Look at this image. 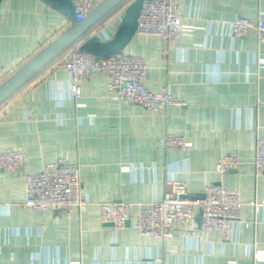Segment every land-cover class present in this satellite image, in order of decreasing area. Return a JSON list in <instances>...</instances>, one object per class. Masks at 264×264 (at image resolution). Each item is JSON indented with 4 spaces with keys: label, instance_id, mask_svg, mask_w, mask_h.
<instances>
[{
    "label": "crops",
    "instance_id": "1",
    "mask_svg": "<svg viewBox=\"0 0 264 264\" xmlns=\"http://www.w3.org/2000/svg\"><path fill=\"white\" fill-rule=\"evenodd\" d=\"M131 1L87 37L113 38ZM0 9V84L74 23L44 0H1ZM178 10L182 35L167 55L160 36L137 32L123 52L146 59L150 89L183 104L147 109L114 99L102 72L85 77L77 94L53 66L63 51L0 103V150L26 157L21 172L0 169V264H264V174L254 167V143L264 136V40L230 26L238 17L264 20V0H178ZM168 132L191 148L168 150ZM231 152L241 164L221 177L216 164ZM57 159L81 166L87 204L28 207L25 174ZM175 180L191 195L220 180L240 192V219L228 235L202 228L198 211L166 239L139 233L137 208L123 228L102 221L101 202L160 199Z\"/></svg>",
    "mask_w": 264,
    "mask_h": 264
},
{
    "label": "built area",
    "instance_id": "2",
    "mask_svg": "<svg viewBox=\"0 0 264 264\" xmlns=\"http://www.w3.org/2000/svg\"><path fill=\"white\" fill-rule=\"evenodd\" d=\"M76 20H82L100 0H72ZM129 5V3H128ZM127 5V6H128ZM2 12L0 9V25ZM234 35H245L250 30L258 32L264 40V20L254 21L238 17L230 22ZM182 18L178 0H146L143 3L137 24V33L157 35L163 40V54L167 55L182 35ZM64 70L74 90L80 94V82L90 74L102 72L109 76V89L114 99L143 105L147 109H161L168 105H180L183 101L174 97L167 89H150L146 84L147 61L137 54L121 52L102 58L86 51L81 43L66 48L55 60ZM168 150H189L191 144L178 133L168 132L165 137ZM254 167L257 174H264V136L254 143ZM26 157L22 150L8 148L0 150V169L11 172L24 170ZM241 164L237 152L219 159L216 170L221 177ZM27 199L25 205L38 211L70 210L84 207L87 199L83 193L81 166L66 159L49 162L38 172L26 173ZM164 196L148 202L103 201L99 204L101 219L115 229L126 226L131 211L137 208L136 227L141 235L166 239L174 235L173 226L190 217L196 211L201 216V227L220 230L229 234L234 221L240 219L243 205L240 192L226 187L222 181L209 183L200 194L191 195L186 184L171 181Z\"/></svg>",
    "mask_w": 264,
    "mask_h": 264
},
{
    "label": "water",
    "instance_id": "3",
    "mask_svg": "<svg viewBox=\"0 0 264 264\" xmlns=\"http://www.w3.org/2000/svg\"><path fill=\"white\" fill-rule=\"evenodd\" d=\"M44 1L52 3L61 12L72 17L74 23L0 84V103L44 65L78 40H83L81 43L83 49L97 57L105 58L123 52L136 33L138 18L146 0H132L129 3L116 34L107 40H102L98 35L89 37L87 35L104 15L124 0H102L82 20H76L72 0Z\"/></svg>",
    "mask_w": 264,
    "mask_h": 264
},
{
    "label": "rangeland",
    "instance_id": "4",
    "mask_svg": "<svg viewBox=\"0 0 264 264\" xmlns=\"http://www.w3.org/2000/svg\"><path fill=\"white\" fill-rule=\"evenodd\" d=\"M57 65H58V63L57 64L53 63V66H57Z\"/></svg>",
    "mask_w": 264,
    "mask_h": 264
}]
</instances>
